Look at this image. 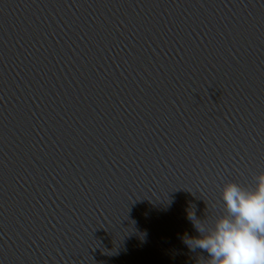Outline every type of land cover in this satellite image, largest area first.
Returning a JSON list of instances; mask_svg holds the SVG:
<instances>
[{
	"label": "water",
	"instance_id": "95a60500",
	"mask_svg": "<svg viewBox=\"0 0 264 264\" xmlns=\"http://www.w3.org/2000/svg\"><path fill=\"white\" fill-rule=\"evenodd\" d=\"M260 172L264 0H0V264H205Z\"/></svg>",
	"mask_w": 264,
	"mask_h": 264
},
{
	"label": "clouds",
	"instance_id": "9594fccd",
	"mask_svg": "<svg viewBox=\"0 0 264 264\" xmlns=\"http://www.w3.org/2000/svg\"><path fill=\"white\" fill-rule=\"evenodd\" d=\"M254 183L242 186L224 184L221 191L224 213L211 224L189 213L199 235L187 236L190 250L206 252L205 264H264V172Z\"/></svg>",
	"mask_w": 264,
	"mask_h": 264
}]
</instances>
